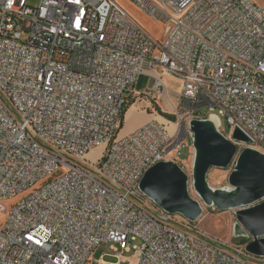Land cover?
<instances>
[{
  "label": "built area",
  "instance_id": "1",
  "mask_svg": "<svg viewBox=\"0 0 264 264\" xmlns=\"http://www.w3.org/2000/svg\"><path fill=\"white\" fill-rule=\"evenodd\" d=\"M125 1L166 26L162 42L114 0H0V203L49 178L8 212L0 204V264H264L245 251L251 240L214 239L139 187L158 163L184 171L193 120L214 116L240 151L264 154V8ZM158 70L181 87L173 135L149 122L118 139L140 80L164 88ZM235 129L251 146L232 140ZM104 144L102 161L88 164ZM108 244L114 254L90 262Z\"/></svg>",
  "mask_w": 264,
  "mask_h": 264
},
{
  "label": "water",
  "instance_id": "2",
  "mask_svg": "<svg viewBox=\"0 0 264 264\" xmlns=\"http://www.w3.org/2000/svg\"><path fill=\"white\" fill-rule=\"evenodd\" d=\"M194 158L191 168L192 188L199 200L189 196V178L176 164L161 162L152 167L140 182L141 192L157 207L190 223L201 217L203 207L220 212L233 211L236 219L234 236L251 240L245 251L256 258L264 257V154L227 140L206 120H193ZM232 140L251 146V141L235 129ZM234 166L228 177L229 188L212 190L206 177L211 169Z\"/></svg>",
  "mask_w": 264,
  "mask_h": 264
},
{
  "label": "rangeland",
  "instance_id": "3",
  "mask_svg": "<svg viewBox=\"0 0 264 264\" xmlns=\"http://www.w3.org/2000/svg\"><path fill=\"white\" fill-rule=\"evenodd\" d=\"M41 0H27V5L31 8H37ZM118 6L131 17L141 28H143L155 41L162 42L166 32V26L162 22L153 20L147 17L142 11H140L134 4L125 0H114ZM253 2L258 6L264 8V0H253ZM158 75L163 82L164 88L151 89V91L140 92L129 108H126L123 115L122 126L117 133V138H124L134 131L138 130L142 126L148 124L151 119H157V122L161 124L169 133L170 136L174 133V123L176 122V116H174L171 108V104L175 107L178 106L179 96H180V84L178 81L174 80L172 77L162 73L158 70ZM146 107H148L146 109ZM147 110H152V113L147 112ZM200 114L207 115V110L203 109ZM226 131H229L226 127ZM240 151V146H237ZM108 148L107 144L96 147L87 153L83 158L88 164H98L102 161L106 154ZM192 148L189 150H184L182 152V157L180 159V166L184 168V172L189 178L188 192L192 199L199 200L197 194L192 188V177L190 166L192 163ZM186 167V168H185ZM234 166L231 165L227 169H211L206 177L207 184L212 190H224L229 188L228 177L233 171ZM49 178L44 181L38 182L34 187L25 191L21 195L9 199L7 201L1 202L8 212L16 203H18L27 194L35 189L40 188L44 183H46ZM6 221L5 212H0V229L3 228ZM236 224V219L233 211L220 212L212 208L203 207V212L201 217L195 226L197 229L208 236L221 240L223 242H229L233 245L240 244V239L234 236V226ZM114 254L112 245H103L98 247L90 256V262L98 261L103 255L110 256ZM123 257L127 260L132 259V253H124ZM106 262L114 263L115 259L111 257H106L104 259ZM126 264V263H124Z\"/></svg>",
  "mask_w": 264,
  "mask_h": 264
},
{
  "label": "crops",
  "instance_id": "4",
  "mask_svg": "<svg viewBox=\"0 0 264 264\" xmlns=\"http://www.w3.org/2000/svg\"><path fill=\"white\" fill-rule=\"evenodd\" d=\"M153 80H151V79H149V78H147V77H143L141 80H140V82H139V84H138V86H137V88H136V94H135V96L133 97V99L130 101V103L132 104V103H135V104H137V105H141V104H138L137 102H133V100L137 97V96H139V93L140 92H144V91H151V89H154L153 88ZM152 88H151V87ZM151 88V89H150ZM129 103V104H130ZM130 104V105H131ZM130 105H128L127 106V108H129L130 107ZM148 107H146V109H147ZM147 112H149V113H152V110H147ZM151 121H157L158 122V120L155 118V119H151L150 121H148V122H151Z\"/></svg>",
  "mask_w": 264,
  "mask_h": 264
},
{
  "label": "bare ground",
  "instance_id": "5",
  "mask_svg": "<svg viewBox=\"0 0 264 264\" xmlns=\"http://www.w3.org/2000/svg\"><path fill=\"white\" fill-rule=\"evenodd\" d=\"M208 121L211 122L215 127H217L218 120L214 116H211L210 118H208ZM174 128H175V126H174Z\"/></svg>",
  "mask_w": 264,
  "mask_h": 264
},
{
  "label": "trees",
  "instance_id": "6",
  "mask_svg": "<svg viewBox=\"0 0 264 264\" xmlns=\"http://www.w3.org/2000/svg\"><path fill=\"white\" fill-rule=\"evenodd\" d=\"M131 104V103H130ZM129 104V105H130ZM246 242V239H240V244H244Z\"/></svg>",
  "mask_w": 264,
  "mask_h": 264
}]
</instances>
